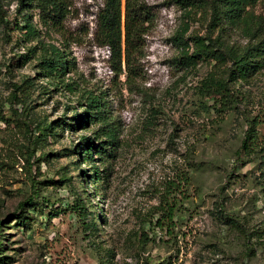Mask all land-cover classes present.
Returning <instances> with one entry per match:
<instances>
[{"label": "rangeland", "instance_id": "1", "mask_svg": "<svg viewBox=\"0 0 264 264\" xmlns=\"http://www.w3.org/2000/svg\"><path fill=\"white\" fill-rule=\"evenodd\" d=\"M69 3L61 30H46L37 13L34 24L43 42L67 53L64 82L101 95L121 148L109 160L85 156L88 139L99 144L98 127L77 121L85 111L79 94L44 78L41 48L23 35L12 4L9 38L0 27V264H264V0L239 28L222 32L255 67L232 85L238 102L226 112L198 90L223 70L202 62L186 71L178 62L175 38L183 25H190L186 38L209 30L210 15L199 5L185 11L176 0H147L154 26L145 38L142 79L129 85L96 38L104 0ZM23 83L27 94L18 105L13 85ZM252 119L255 152L247 156L241 146ZM46 126L40 135L37 127ZM168 183H181L183 213L169 235L155 227ZM31 197H38L36 211H19ZM144 234L155 242L143 244Z\"/></svg>", "mask_w": 264, "mask_h": 264}, {"label": "trees", "instance_id": "2", "mask_svg": "<svg viewBox=\"0 0 264 264\" xmlns=\"http://www.w3.org/2000/svg\"><path fill=\"white\" fill-rule=\"evenodd\" d=\"M185 11L194 8L197 4L209 13V30L206 37L198 35L186 38L190 30L189 23L181 28L175 38L178 42L181 67L190 71L195 69L202 62L215 63V68L223 70L221 75L210 73L199 87V95L215 106H220L221 112L234 110L237 106V95L232 87L238 80L247 78L255 67H252L245 55L236 47H231L222 40V32L227 27L239 28L249 8L255 7L258 0H176ZM15 5L16 20L23 23L20 29L28 42H37L41 48L39 57V68L44 74V78H53L59 88L71 94H79L82 100L81 106L84 108V116L77 117L79 124L83 128L89 125L97 126L95 141L97 147L92 142H87L85 156L99 155L101 158L109 160L117 154L121 148L120 129L114 119L105 108V103L101 95L97 96L91 91L80 90L73 81L64 82L69 74L70 61L68 55L55 45L46 44L41 39L40 31L34 24L37 13L40 24L49 32L59 31L69 15V0H0V27L8 37L13 23L9 22L8 14L10 6ZM187 19L190 12L186 13ZM154 26V15L152 7L147 4V0H125L123 10V0H104V7L97 16L96 38L100 45L107 48L111 58L112 71L117 75H125L127 84L132 85L142 79L140 63L144 58L145 38ZM220 32L218 37H213L214 33ZM36 51L30 49L29 52ZM21 57L20 59H22ZM25 83L21 86L13 85L12 100L18 105L23 104L20 96L26 95ZM20 95V96H19ZM17 111H15V116ZM248 130L241 146V152L249 156L253 152L250 141L256 133V120H248ZM28 128V127H26ZM49 126L37 127V132L42 135L48 131ZM38 140V138H37ZM34 158V155L31 157ZM101 159V160H105ZM98 178V172H95ZM94 177V181H96ZM188 175L184 176L181 182L188 183ZM181 184V183H180ZM175 183L167 184L158 207V220L155 227L166 230L167 235L172 233L176 227L178 219L183 216L180 211L178 196L182 193L181 185ZM37 196V193H35ZM38 197H31L20 205V210L25 214V207L28 211H36ZM13 217L25 222L23 216L15 214ZM226 222L238 225L234 218L226 217ZM0 224V232H1ZM143 244L152 241L147 235H143ZM2 243L0 242V249ZM5 260V258L1 259Z\"/></svg>", "mask_w": 264, "mask_h": 264}]
</instances>
